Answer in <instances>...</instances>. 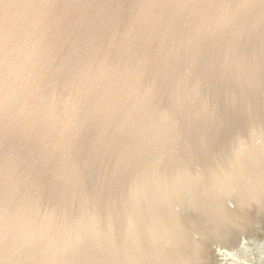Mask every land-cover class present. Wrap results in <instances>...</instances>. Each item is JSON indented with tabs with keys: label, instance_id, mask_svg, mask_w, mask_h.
Segmentation results:
<instances>
[{
	"label": "water",
	"instance_id": "water-1",
	"mask_svg": "<svg viewBox=\"0 0 264 264\" xmlns=\"http://www.w3.org/2000/svg\"><path fill=\"white\" fill-rule=\"evenodd\" d=\"M0 264H264V0H0Z\"/></svg>",
	"mask_w": 264,
	"mask_h": 264
}]
</instances>
